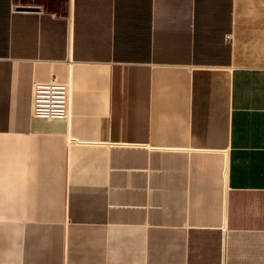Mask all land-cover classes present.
<instances>
[{
  "label": "crops",
  "instance_id": "crops-1",
  "mask_svg": "<svg viewBox=\"0 0 264 264\" xmlns=\"http://www.w3.org/2000/svg\"><path fill=\"white\" fill-rule=\"evenodd\" d=\"M0 264H264V0H0Z\"/></svg>",
  "mask_w": 264,
  "mask_h": 264
},
{
  "label": "built area",
  "instance_id": "built-area-1",
  "mask_svg": "<svg viewBox=\"0 0 264 264\" xmlns=\"http://www.w3.org/2000/svg\"><path fill=\"white\" fill-rule=\"evenodd\" d=\"M69 86L52 78L47 82L36 83L34 87L33 112L45 118L64 117L71 104Z\"/></svg>",
  "mask_w": 264,
  "mask_h": 264
}]
</instances>
